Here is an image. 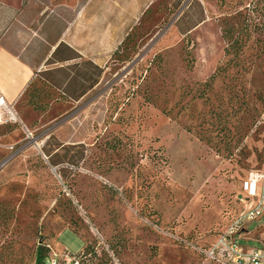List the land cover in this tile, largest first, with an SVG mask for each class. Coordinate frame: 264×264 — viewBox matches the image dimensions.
Returning <instances> with one entry per match:
<instances>
[{
  "label": "rangeland",
  "instance_id": "obj_1",
  "mask_svg": "<svg viewBox=\"0 0 264 264\" xmlns=\"http://www.w3.org/2000/svg\"><path fill=\"white\" fill-rule=\"evenodd\" d=\"M60 2L0 0L18 11L0 43L37 60L40 13ZM101 65L76 101L38 79L11 102L0 264H35L41 243L69 263L211 264L200 246L264 165V0H155ZM244 229L239 244L264 248V215Z\"/></svg>",
  "mask_w": 264,
  "mask_h": 264
},
{
  "label": "crops",
  "instance_id": "obj_2",
  "mask_svg": "<svg viewBox=\"0 0 264 264\" xmlns=\"http://www.w3.org/2000/svg\"><path fill=\"white\" fill-rule=\"evenodd\" d=\"M154 2L155 0H63L50 7L45 4L44 12L47 8L51 12L44 16L40 13V47L37 46L40 56L37 60H33L34 49H29V43L19 44L15 48L0 43V95L11 104L23 95L36 72L73 62L70 60L45 64L60 43L75 50L82 59L91 60L102 67L104 56L118 47ZM16 14L18 11L12 7L5 9L0 6V39L8 26L13 24V20H17ZM47 24L48 29L44 28ZM9 70L14 73L13 76L7 73ZM16 79H20L21 83H16L18 86L15 88L13 84Z\"/></svg>",
  "mask_w": 264,
  "mask_h": 264
},
{
  "label": "trees",
  "instance_id": "obj_3",
  "mask_svg": "<svg viewBox=\"0 0 264 264\" xmlns=\"http://www.w3.org/2000/svg\"><path fill=\"white\" fill-rule=\"evenodd\" d=\"M135 28L136 26L132 28L130 32H128V34L126 35V37L122 42L128 39V37ZM234 42H236V39L232 41L231 45H233ZM70 60H73V62H71L70 64L62 65V66H54L53 68H46L44 70H40L36 72L33 80L30 82L27 88L31 87L30 90H33V92H35V89H37L35 88V82L38 81V79H40V87L47 86L48 90L50 89L59 90L62 95L66 96V99L78 100L87 91L92 89L95 84H97L99 76H101L103 70L102 67L96 64L95 62L88 59H82L81 55H79L75 50L71 49L64 43H60L56 47L55 51L51 54V56L48 58L45 64L51 65L58 62L63 63ZM216 74L211 75L210 78L213 79ZM87 81H88V85H86ZM33 92L31 93V95L32 97H35V94ZM31 104L34 107H43L41 103L39 105L38 102L35 100L31 101ZM0 126H4V125H0ZM262 166L255 170H260ZM239 196L240 195H237V198ZM236 216L237 215L235 214L230 215L226 219L227 221L215 233L213 239L207 245L200 246L198 252L203 257V259L208 263L228 264L226 262L225 255L222 254L220 250H217L215 252V257H209L207 252L211 249V247L214 246L220 234L232 223V221L235 219ZM65 253L68 254L69 256H72L68 252H62L61 255ZM50 255H51L50 247L48 245H45L44 243H41L37 246V249L35 251L34 263L45 264V260L49 258ZM75 262L76 263L74 262L66 263L65 261L60 259L57 264H79V261H75Z\"/></svg>",
  "mask_w": 264,
  "mask_h": 264
},
{
  "label": "built area",
  "instance_id": "obj_4",
  "mask_svg": "<svg viewBox=\"0 0 264 264\" xmlns=\"http://www.w3.org/2000/svg\"><path fill=\"white\" fill-rule=\"evenodd\" d=\"M14 119L11 104L0 95V125L11 124ZM241 190L242 194L237 198L240 212L207 254L215 257V252L220 250L228 264H264V248H246L236 241L237 237L245 233L244 223L264 215V166L249 173L242 182ZM70 258L66 253L57 255L51 252L45 264H57L60 259L69 263Z\"/></svg>",
  "mask_w": 264,
  "mask_h": 264
}]
</instances>
